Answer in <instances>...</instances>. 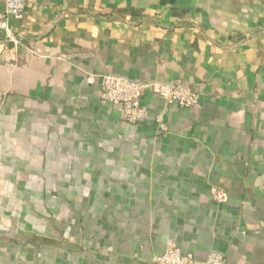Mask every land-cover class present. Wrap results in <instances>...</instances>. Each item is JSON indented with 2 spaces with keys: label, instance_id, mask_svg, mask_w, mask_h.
<instances>
[{
  "label": "crops",
  "instance_id": "1",
  "mask_svg": "<svg viewBox=\"0 0 264 264\" xmlns=\"http://www.w3.org/2000/svg\"><path fill=\"white\" fill-rule=\"evenodd\" d=\"M105 75L200 104L148 92L130 125ZM170 245L264 264V0H28L22 22L0 0V264H155Z\"/></svg>",
  "mask_w": 264,
  "mask_h": 264
},
{
  "label": "built area",
  "instance_id": "2",
  "mask_svg": "<svg viewBox=\"0 0 264 264\" xmlns=\"http://www.w3.org/2000/svg\"><path fill=\"white\" fill-rule=\"evenodd\" d=\"M5 4L6 13L10 19L18 22L24 20L28 0H5ZM3 27L7 30L8 25L4 24ZM148 92L157 95L168 105H176L183 109L194 108L200 104L198 92L182 82L139 83L118 75L102 77V100L117 107L124 121L130 125H140L146 120L147 109L142 99ZM157 128L160 134L167 131L166 125L161 120ZM212 198L214 202L223 204L228 201L229 194L221 189H213ZM155 264H226V258L219 252H211L205 261H198L192 253H185L178 247L170 245L155 259Z\"/></svg>",
  "mask_w": 264,
  "mask_h": 264
}]
</instances>
